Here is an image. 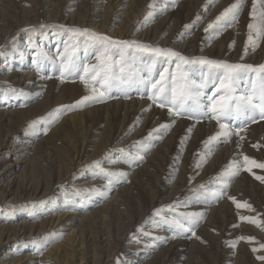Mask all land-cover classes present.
<instances>
[{
    "label": "bare ground",
    "instance_id": "1",
    "mask_svg": "<svg viewBox=\"0 0 264 264\" xmlns=\"http://www.w3.org/2000/svg\"><path fill=\"white\" fill-rule=\"evenodd\" d=\"M2 2L11 5L5 10L18 9L24 21H17L14 27H10L8 21L0 16V47L5 40L22 33L21 30H24L26 24L42 22L47 25H63L66 28L88 29L115 40L137 41L153 47L172 49L187 58H207L253 66L264 64V38L258 40L255 49L251 44H248L246 49V26L254 22L249 15L252 0H245L237 21L218 35H210L211 29L208 33L204 30L235 0H215L214 3H208V0H0V6ZM150 4L153 7L146 18L140 22L136 21L142 7L144 9L145 5ZM6 15L12 16L9 13ZM37 15L42 19L33 21ZM198 15L201 19L196 21ZM51 18L57 21H46ZM185 25L190 27L186 29ZM51 37L55 39L52 42ZM83 38L84 40L70 33L68 38L63 39L57 29L49 28L45 29L36 41L44 48L46 55H41L37 46L31 45L28 39L22 42V46H15L8 54L0 55V80L10 81L17 92L12 97L11 90L0 91V121L6 124L16 123L10 131L7 130L3 134L0 132V203L16 201L18 189L23 188L27 180L35 182V171L44 168L47 162L52 160L56 161L58 171L64 174L72 173L75 168L86 163L100 161L108 172L124 175L104 176L106 185L111 180L108 188L100 185L104 196H98L96 199L71 197L76 199L74 207L61 208L58 202L63 200H54L47 205L38 204L36 210L0 211V247L7 244L0 249L1 260L7 261L14 257V260L7 262L19 264L35 260L37 264H107L109 261L112 264H158V260L164 259L168 251L174 255L177 251L183 254L190 250L189 252L195 251L200 257L198 260L192 259L190 262L193 264H202L206 259L210 261L208 251L219 256V260L216 258L218 264H239L238 260L247 264L252 259L254 264H264L257 259V256L264 255V249L252 251L253 248L259 249L260 245L264 244V222L241 220L240 217L245 216L254 220L256 214L246 207L237 208L229 199L235 197L237 202L247 204L251 200L261 209L264 201L261 203L255 198L261 196L263 199L264 193L254 185L260 184L256 176H264V169L253 166L251 172L242 168L236 176H220L229 163H242L245 155L257 163H264V119L256 115L255 122L248 121L239 135L233 134L226 141L213 142L209 145L211 151L208 152L203 142L219 130L217 121L209 117L199 120L187 116L172 117L169 116L167 108L162 109L152 104L147 99V90L144 84L139 82V77L154 80L156 70H162L164 64H153L148 55L139 53L136 54L135 60L137 82L114 81L108 86L111 88L108 91L110 98L104 102L67 110V106L74 105L90 93L79 78L81 71L77 76H74L75 73L71 76L65 73L63 78L60 76L59 53H62L67 45L77 52L74 59L81 67L96 64L97 53H93L92 46L84 43L87 37ZM112 50L115 51V57L112 59L119 61V51L115 48ZM36 58L50 62L51 67L40 74L39 63H36L35 68L27 63V60L34 61ZM126 60L130 61L131 57H126ZM166 64L174 68L169 72L177 71L175 62ZM188 71L191 72V78L188 79L190 83L204 85L207 79L212 80V85L207 80L202 89L206 95H211L215 84L219 83H213L212 70L193 65ZM91 86L93 85L89 83V88ZM95 86L99 87V84ZM236 87L237 94L250 89L248 75H244ZM200 99L204 101V97ZM47 100H50V103L45 104ZM188 103L191 104L192 101L189 100ZM34 108L41 112L28 117L15 116L18 111ZM57 109L63 110L58 114L54 113ZM49 113H53V116L42 120V124L34 123L31 127L25 125L27 120L34 122L40 115ZM165 123L170 125L167 130L160 129L159 134L153 132L149 137V132ZM64 127L69 136L57 134L62 132ZM70 128L78 135V143L71 139L66 141V138L74 139ZM189 128L192 129L191 132H188ZM140 141L144 144V150L139 151L143 159L130 160L128 154L137 155V142ZM88 149L92 151L87 155ZM120 149L125 151L122 153ZM11 154H15V157L9 161ZM27 167H30V174L28 178H24V170ZM34 168L35 171H31ZM96 176L98 175H93L92 171L79 173L73 176L77 178L73 182L75 187L71 188L95 184L92 179ZM67 177L68 175L63 180ZM217 177L219 179H216ZM123 180L128 183H121ZM248 183L254 190L246 187ZM47 184L49 183H44L40 188V195L61 192L59 188ZM224 184H228L227 192L220 201L215 200L211 195L212 191H220ZM200 185L211 188L210 197L207 198L210 202H200L206 198ZM58 197L65 199L67 195L59 194ZM167 204L173 206L168 208L171 211L180 207L186 211L192 209V212L204 214L198 223L200 227L196 226L190 235L186 232L178 235L186 237L175 239L178 242H175V246H172V240L165 239L167 237L163 231L160 232L162 237L156 236L153 240L146 238L147 234L156 231L152 219L154 210ZM62 215L72 217L62 221ZM95 218H98L99 222ZM83 220H87L85 224L81 222ZM106 222L110 225L114 222L116 229L111 230L114 233H106L101 225L98 226V223ZM83 225L88 228L89 243L97 242L90 248L91 255L86 252L89 251L86 248L73 246L72 241L79 239L75 233L76 229L85 232ZM141 227L145 229L142 230ZM52 228H57V234L64 231V228L68 234L65 237H57L56 242L51 243L41 255H36L34 244L11 242L21 235L35 234L42 237ZM16 230L21 232L17 233ZM134 230L140 235L136 240L142 241L145 236L144 243H140L144 250L139 256L135 251L139 245L128 241L130 233ZM173 232L171 229L166 231L169 236H175ZM221 232L225 233L220 235ZM225 235L226 239L234 242V249L227 247L229 241L222 242L221 239ZM240 237L254 239L249 241L239 239ZM212 240L215 243L211 242ZM163 243L166 245L163 246ZM40 245L43 250L44 243ZM89 257L94 259V262ZM97 257L101 261H96Z\"/></svg>",
    "mask_w": 264,
    "mask_h": 264
},
{
    "label": "snow or ice",
    "instance_id": "2",
    "mask_svg": "<svg viewBox=\"0 0 264 264\" xmlns=\"http://www.w3.org/2000/svg\"><path fill=\"white\" fill-rule=\"evenodd\" d=\"M215 0H208V3H214ZM245 0H235L229 7L225 8L216 19L209 23L205 28V32L208 33L212 30L210 35H218L223 29L230 24L237 21L239 14L244 8ZM149 7H153L152 4ZM207 7V5H206ZM253 19V23L248 24V44H251L252 48L257 47L259 39L264 38V0H252L251 11L249 13ZM201 17L198 15L196 21H199ZM45 27L44 25L40 26ZM64 31L73 33L76 37H87L84 41L86 45L92 46L96 49L97 54L95 59L97 61L94 65H84L83 75H80V80L85 84V87L89 89V95L83 96L80 100L76 101L74 105L67 106V110H74L77 107H83L90 103H101L108 96L109 87L112 82L120 81V83L137 82L138 76L135 68L136 54H147L148 59L155 64L157 61L163 65L170 62H175L177 71L169 72L168 68H164L163 71L158 73V79H144L139 77V82L143 83L147 90V99L152 104L157 105L160 108H167L169 116L180 117L187 116L188 118H195L197 120L209 117L215 119L219 125V130L215 135L208 137L205 140L204 147L211 151L209 145L213 142H222L229 139L233 134L239 135L247 125L248 121L255 122L256 115H259L260 119H264V64L253 66L251 64H230L225 61L211 60L207 58H193L189 59L184 57L180 53L173 51L172 49H165L160 47H153L151 45L143 44L137 41L127 40H115L109 36L99 34L96 32H90L88 29L80 28H66L65 26H59ZM189 25H185V28H189ZM35 31V29H32ZM255 34V35H254ZM234 43V42H233ZM117 49L120 54V60L116 61L112 59L114 53L112 49ZM134 50V51H128ZM3 55V53H0ZM46 55V54H41ZM126 55L131 57V60H126ZM60 56V76L63 78L65 73L71 76L73 73H78L80 65L74 59V48L65 46ZM243 59V57H242ZM36 63V61H33ZM199 64L207 66L212 70L213 83L215 84V90L211 95H206L203 92V85H196L190 83L187 74L182 70V65ZM119 66V67H117ZM244 75H248L249 82L251 84L250 89H245L243 92L237 94V83L244 78ZM258 77V79H257ZM89 83L93 86L89 88ZM99 84V87L95 85ZM201 97H204V101H201ZM192 103L189 104L188 101ZM63 109L54 110L59 113ZM53 116V113H49L47 117L38 118L40 120H46ZM34 121L33 123H37ZM238 121L239 123H235ZM170 127L168 123L162 124L158 129H154L149 132V137L153 135V132L159 134L160 129L167 130ZM191 128L188 132H191ZM243 139V137H241ZM139 146L137 155L132 156L129 153L130 160H142L143 156L139 155L140 150H144V144L142 141L137 142ZM239 143L237 147H239ZM120 152H124V149H120ZM93 166L99 168L101 173L106 177L123 176V173H113L101 168L100 161H94ZM199 167V164L197 165ZM264 169V163H257L255 160L250 159L248 156L243 157V162L233 161L226 166L225 170L220 174L223 176H236L241 169L251 172L252 167ZM216 179H219L217 177ZM256 179L261 183H264V176H256ZM111 180L106 188L110 187ZM200 188L208 191L205 185H200ZM228 187V184H224V188L220 191H212L211 195L215 200H219L225 194L224 189ZM85 191H98V189H90ZM199 200V198H197ZM236 204L237 208H249L251 205L237 202L235 197H229ZM200 202L208 203L210 201L205 198ZM171 207V206H165ZM162 209L154 210L155 216H160ZM204 214L202 212H183L178 213L176 218L172 220L164 219L165 224H175L177 227L184 229L187 222L190 226L197 225ZM241 220H247L252 223H259L256 220H252L249 217H240ZM187 230H191L190 228ZM195 235V233H193ZM239 239H246L251 241L252 237H240ZM235 246V245H233ZM260 249H264V244L260 245V248H253V252H258ZM257 259L264 262V255L257 256Z\"/></svg>",
    "mask_w": 264,
    "mask_h": 264
},
{
    "label": "rangeland",
    "instance_id": "3",
    "mask_svg": "<svg viewBox=\"0 0 264 264\" xmlns=\"http://www.w3.org/2000/svg\"><path fill=\"white\" fill-rule=\"evenodd\" d=\"M10 6L11 5H8V4L2 2L1 3V6H0V16H2L3 18H5V21H8V25L10 27H14V25H15V23L17 21H20V22L24 21V17L22 15V13L18 11V9L14 10V11L5 10V9L9 8ZM149 10H150V7L148 5H145L144 6V9L142 7V9L140 10V15H139V17H138V19L136 21H139L140 22L141 20H144L146 18V16L148 15ZM6 13H9L12 16H8V15H6ZM44 15L45 14H43V16ZM41 19H42L41 16L40 15H37L36 19L33 20V21H40ZM54 20L57 21V19H53V18H51L50 20L49 19H46V21H54ZM26 25H25L26 27L24 28V30L23 29L21 30V31H23L22 33H18V35L15 34L11 39L5 40L4 44L0 47V52L1 53L8 54L15 46H22L23 45L22 42L26 41L25 39H28L29 40V43L31 45L32 44H35V46H37V48L40 50V53L41 54L42 53L43 54H47V53H45L44 48H42L36 42L37 39H38V36L42 35L44 33L45 29H47V30L49 28L57 29L60 32L61 37L63 39L68 38V36L70 35L69 32L64 31L62 28H60L57 25H52V24L51 25L50 24L47 25V24H44L42 22H40V24L39 23L38 24L37 23H34V25L33 24H26ZM41 25H44L45 27L41 28L40 27ZM32 29H35V31H32ZM248 33H249L248 26H246V31H245V37L244 38H246V36H247ZM83 37L84 36H81L80 39L84 40ZM53 40H55V39L53 37H51V41L50 42H52ZM68 47L71 48L70 46H68ZM111 51H112V53H114V55L112 56V58H114L115 57V51H113V50H111ZM129 51H132V50H129ZM93 53H97L96 49H94ZM74 54H77V52L74 51ZM143 55H147V54H143ZM126 57L128 59L130 58L127 55H126ZM189 59L191 60L193 58H189ZM35 61H36V63H39L40 64L39 69H38V72L40 74H43L47 70L48 67H51L50 66L51 63L50 62H47L44 59L36 58ZM27 63L29 65L31 64V66L33 68H35L36 63H34L33 60H30L29 59V60H27ZM0 65L2 66L1 61H0ZM193 65H199V64L183 65V67H182V70H184L186 72L188 79L191 78V72L188 71V68L191 67V66H193ZM201 66H203V65H201ZM42 67H43V71H42ZM164 67H167L169 69V71H172V69H174L172 66L168 67L167 64H164L163 68ZM204 67H206L207 69H209L207 66H204ZM59 68H60V66H58V70H59ZM163 68H162V70H163ZM82 69H83V67L80 66V68H79V71H81L80 72V75L82 73ZM162 70L158 68L156 70V73L153 75V77L155 79L156 78H159L158 73L160 71H162ZM57 73H59V71H57ZM74 76H77V73H75ZM207 80L210 82V85H212V82H211L212 80H210V79H207ZM207 80L204 82L203 87L207 83ZM199 82H201V81H199ZM215 83H216V81H215ZM14 89H15V87L13 86V84L10 81H1L0 80V91H8V90H11L13 92L12 97H14L15 96L14 93L16 92ZM110 89L111 88H109V90ZM48 103H50V100H47L45 102V104H48ZM13 105H16V103H13ZM37 112H41V111H38V109L34 108V109L26 110V111H18L15 116L21 115V116L28 117V116H32L33 114H37ZM54 113H56V112H54ZM47 115L48 114L40 115L39 118H41V117H47ZM36 121H38V118L36 119ZM42 123H43L42 120H40V121L37 122V124H39V125L42 124ZM14 124H16V123L11 122V123L6 124V123L0 121V132H1V134L5 133V131H7L10 128H12L14 126ZM33 124L34 123L32 121H28L27 120L25 125L28 126V127H31ZM25 125H23V126L25 127ZM65 130H66V127L63 128V131L62 132L57 133V134L60 135V136H62V135H68L69 136V134L65 133ZM70 130H71V128H70ZM72 133L74 134L73 131H72ZM68 139H71V140L76 141L75 143H78V141H79L78 135H75V134H74V139L70 137V138H66V141ZM47 144H50V143H47ZM66 150H68V148H66ZM91 151H92V149H88L87 152H86V154L87 155L90 154ZM14 157H15V154H11V156L9 158V161H10V159H12ZM56 166H57L56 161L52 160V161H48L47 162V165L44 168L37 169L36 171H35V168L34 169H31V171H33V172L35 171V174H34V175H36L35 182H32L31 179L30 180H27L26 183H25V185H24V187L23 188L20 187V189H18L17 192H19V194L16 196L17 200L14 201L13 203H8V202L0 203V211H2V212H4V211L15 212L17 210H29V211L36 210V206L38 204L47 205V204L51 203V201H54V200H56V201L63 200V202H58L60 204L59 207H61V208H65V207H68V206L74 207L75 204H76V199H73L71 197H79V198H83V199H96L98 196H104L103 191L100 190V185H104L105 186L107 180L104 177V175L101 173L100 169L99 168H96L95 166H93V164H90V163L87 164L86 163L85 165H83V166H81L79 168H75L73 170V172L72 173H69V174L68 173L67 174H64L63 172L58 171V169H57ZM92 168H94V169H92ZM101 168L107 170V168H105L103 165H101ZM86 171H92L93 172V175H98V176H96V177H94L92 179L95 182V184L79 186V187L73 188L74 189L73 190L71 187H75L74 186L75 183H73V182H75V179L77 178V177H73V176L78 175L79 173L80 174H83ZM29 174H30V167H27L24 170V176L23 177L24 178H28ZM67 175H68V177L65 180H63ZM46 182L49 183V184H47L48 186H50V187L52 186L54 188H59V190H61V192H58L56 194H54V193H48L46 195H43V194L40 195V192H41L40 191V188ZM121 183H126L127 184L128 182L126 180H123V181H121ZM26 184H28V185H26ZM262 184L260 182V184L258 183V184H256L257 186L256 185H254V186H255V188L258 187L259 190L261 189L260 191L264 193V183H262ZM249 185L250 184L248 183L246 187H248V189H250L251 191H252V189L254 190V188L253 187H250ZM206 188L208 189V191H205L204 189H202L201 192H204L205 193V197L208 198V197H210V190H211V188L210 187H206ZM90 189H98V191H85V190H90ZM224 191H225V193L227 192L226 189H224ZM59 194H66L67 195V198L61 199V198L58 197ZM80 196H82V197H80ZM36 197H38V198H36ZM260 197L261 196L255 198V199L257 201L258 200L261 201V203H262L264 201V198L262 199ZM222 198H223V196H222ZM222 198H220L218 201H220ZM203 199H205V198H203ZM82 202L85 203L84 201H82ZM251 202H252L251 200L248 201V204L251 205L250 211H252L254 214H256L255 215V219L257 217H259V218H257V219H259L258 222H261V221L264 222V218H263L264 217V202H263V206L261 207V209H259L258 206H255V203H253V202L251 203ZM166 206H171V205L167 204ZM91 207H89V208H91ZM162 208H160V209H162L161 215L160 216H155L154 215L153 218H152L153 219V222H155L154 225L156 226L155 227V229H156L155 233H153V234H151V233L147 234V237L146 238H151L150 240H153L156 236L162 237L160 235L161 234L160 232L163 231L164 232V235L167 237L165 239H168L169 238L170 241L172 240V242H173L172 243V246H175L174 244H175V242H177L175 239H179V238L186 237V236H178V235H181L184 232H186L188 235H190V233L193 230H195V227L196 226H199L200 227V224H197L195 226H190L185 221H182V222L185 223V228L184 229H181V228L177 227L175 224H165L163 222L164 219L172 220L173 218H176L177 217V214L178 213L192 212V209H187V211H186V210L181 209L179 207L178 210L171 211L168 208H173V206H171V207H162ZM160 209H157V210H160ZM110 210H112V209H110ZM112 214H113V216H115V213L114 212H112ZM123 214H125V213H123ZM62 217H63L62 221H65L68 217H72V215H62ZM120 218H122V217H119V219ZM257 219H256V221H257ZM76 220H80V218H76ZM95 220H97L99 222L98 218H95ZM121 220H119V222ZM86 221L87 220H83L81 222H83L85 224ZM124 224H126L125 220H124ZM100 225H101V227L104 228V231L106 233H114V232H111V230H115L116 229V227L114 226V222L111 223V225L108 222H106L104 224H99L98 223V226H100ZM88 226H94V225H88ZM164 227H166V228H164ZM189 227H190L191 230H187V229H189ZM141 228H143V227H141ZM56 229L57 228L50 229V231H48L42 237H38L35 234L34 235H28V236L21 235L19 237H15L17 240H12L11 242L12 243L22 242L24 244H34L35 247H36L35 248L36 249V252H35L36 255H41V253L44 250H46L47 247H49L51 245V243L56 242L57 237H59L61 235H63L64 237L67 236L68 233H67V231H65L64 228H63L64 231H62L59 234L55 233V230ZM144 229L145 228H143L142 230H144ZM170 229L171 230H174L173 233L175 234V236H169V235H167L166 231H168ZM84 231L85 232L82 233L78 229H76V232L75 233L78 234V238L79 239L72 241L73 242V246H77V248L84 247L87 250H89V251H86V252L91 255V253H90V250L91 249L90 248L92 246H95V244L97 242L95 241V244L92 241H91V243H89V241H88V238L89 237H87V233L89 231H88V228H85V226H84ZM20 232L21 231H19V230L17 231V233H20ZM127 232H129V231H127ZM215 233L218 234V232H215ZM224 233L225 232H221L220 235H222ZM130 235L131 236L128 238V241L139 245V247H137L135 249L136 253L138 254L137 256H139L140 252L144 250L142 244L144 243L145 236H144L143 240L140 241V240H136V238L137 237H140V235L138 233H136L135 230L133 232H131ZM172 237H174V239ZM225 237H226V235L221 239L223 243H227L229 241ZM131 238H133V239H131ZM211 242L215 243L214 240H212ZM41 243H44V249L43 250H41L42 249L41 248V245H40ZM140 243H142V244L140 245ZM162 245L165 246L166 244L163 243ZM233 245H234V242H230V244L227 247L234 249V246ZM5 246H7V244H5V245L2 244V246L0 247V249L2 250ZM179 246H180V244H179ZM93 248L95 250V247H93ZM170 249H173V248H170ZM111 250H112V248H111ZM189 251H187L186 253L184 252L183 254H181V253H179L177 251L176 253H174V255L171 254V251H168V253H167V255H165L164 259H162V260L159 259L158 260V264H177V263L178 264H193L192 262H190L192 259L193 260L194 259H197V260L200 259V257L198 256V253H196L195 251H194V253H193V251H191V252H189ZM25 252H27V251H25ZM207 253L210 255L209 258H208V260H210V261H207V259H206L205 261H202V264H210V263L213 264L214 262H215L214 264H216L218 262V260H219L218 259L219 256H217L214 253L211 254L209 251ZM89 259L92 260V262H94V259H92L91 257H89ZM213 259H215V260H213ZM12 260H14V257L13 258H10L7 261H12ZM237 260H238V256H237ZM253 260L254 259H252L251 262H247V264H254L253 263ZM7 261L1 260V258H0V264H19L18 262L9 263ZM96 261H101V260L97 257L96 258ZM169 262H171V263H169ZM237 262L239 264H242V263L243 264H246L244 262H240V260H238ZM25 264H37V261L35 260V261H32L31 263L27 262ZM99 264H100V262H99ZM101 264H105V262H103V263L101 262ZM107 264H112V263H111V261H109Z\"/></svg>",
    "mask_w": 264,
    "mask_h": 264
}]
</instances>
